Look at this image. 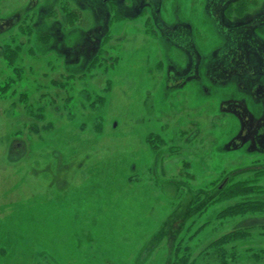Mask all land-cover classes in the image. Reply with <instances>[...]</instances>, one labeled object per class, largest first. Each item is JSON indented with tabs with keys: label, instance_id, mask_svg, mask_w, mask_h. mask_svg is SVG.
I'll return each mask as SVG.
<instances>
[{
	"label": "rangeland",
	"instance_id": "obj_1",
	"mask_svg": "<svg viewBox=\"0 0 264 264\" xmlns=\"http://www.w3.org/2000/svg\"><path fill=\"white\" fill-rule=\"evenodd\" d=\"M180 260L264 264V0H0V264Z\"/></svg>",
	"mask_w": 264,
	"mask_h": 264
},
{
	"label": "trees",
	"instance_id": "obj_2",
	"mask_svg": "<svg viewBox=\"0 0 264 264\" xmlns=\"http://www.w3.org/2000/svg\"><path fill=\"white\" fill-rule=\"evenodd\" d=\"M242 0H239V2H241ZM228 187L229 186H226L225 188H223L221 191H219V195L221 196L223 193L227 192V194L231 195L232 193H237V194H243V193H247L248 191H251V189H254L253 186H247V184H245L244 182H236L232 185H230L229 187V191H228ZM197 199V198H196ZM241 204H244L245 203H241ZM240 204V205H241ZM242 206V205H241ZM227 212L230 211V213L234 214V213H237V212H231L232 211V208L231 209H228V210H225ZM222 238V237H221ZM179 264H185V260H180V263Z\"/></svg>",
	"mask_w": 264,
	"mask_h": 264
},
{
	"label": "flooded vegetation",
	"instance_id": "obj_3",
	"mask_svg": "<svg viewBox=\"0 0 264 264\" xmlns=\"http://www.w3.org/2000/svg\"><path fill=\"white\" fill-rule=\"evenodd\" d=\"M18 145V143H15V145L14 146H17Z\"/></svg>",
	"mask_w": 264,
	"mask_h": 264
}]
</instances>
